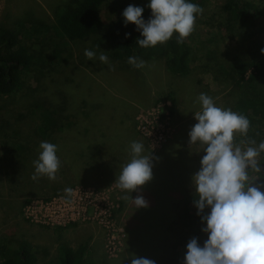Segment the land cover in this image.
Masks as SVG:
<instances>
[{"label":"rangeland","instance_id":"rangeland-1","mask_svg":"<svg viewBox=\"0 0 264 264\" xmlns=\"http://www.w3.org/2000/svg\"><path fill=\"white\" fill-rule=\"evenodd\" d=\"M64 1L0 0V25L13 28L18 21L28 18L53 23L56 7ZM135 1L149 0H106L100 6L103 20L101 31L82 39L55 38L52 49L60 56L58 75L56 72L46 73L39 77V81L32 82L29 85L32 88L27 91H19L11 96L0 95V243L14 247L27 245L37 264H51L56 259L59 246H78L84 244L83 239L93 236L95 239L87 242V245L90 244L87 255L94 260L92 264H131L129 254L151 259L155 264H174L175 255L185 244L182 234L186 220L183 217L174 220L175 214L182 212L183 199L171 196L163 199L164 228L150 232V245L136 243V240H142L135 235L139 227L136 220L139 209L132 207L131 201L129 206L128 201L121 199L124 193L116 187V179L108 180L109 174L89 179L80 171L82 168L88 169V142L78 132L84 126L85 111H88L85 106L87 102H100V109L93 111L90 117V124L96 126L104 125V118L97 114L101 108L102 111L115 112L129 107L127 117L133 115L131 123L151 153L168 144L179 126L187 127L188 132L183 133L184 146L195 157V170L198 172L205 153L201 145L189 144V132L197 123L194 114L200 111L197 97L205 93L214 99L218 107L234 111L239 93L232 75L249 74L253 59L264 58L261 52L264 49V0H243L253 3L263 13L258 25L252 29H242L229 19L222 8L226 0H208L202 6L203 13L197 16L194 31L187 37L191 52L188 57L189 70L185 74L171 73L163 58L147 59L133 55L145 61V66L139 69L128 63L129 57L113 59L107 44V24ZM21 42L34 52H38L41 44L26 36L22 37ZM85 49L96 52L95 61L87 60ZM50 50L48 45V52ZM101 53L108 57L107 65L98 61ZM59 77L63 78L64 83L71 79V83L63 87L61 79L56 88ZM55 89L59 99L64 93L67 94L68 105L82 114V120L80 124H75L74 129L63 130L58 139L53 140L54 137L50 136V143L57 145V156L61 161L57 179L50 181L41 177L34 181L31 178L35 171L33 161L38 158L39 144L44 140L40 136L38 141V136H34L35 120L28 106L32 101L48 99L51 94L54 97ZM166 96L172 98L166 99L170 101L169 134L159 149H153L138 132L136 116L150 112ZM92 106L87 107L90 110ZM241 139H237L236 135V143ZM186 185L187 192L194 193L192 181ZM67 187L73 191L89 187V191L98 193L110 205H114L110 230L95 218L92 207H88L85 216L79 220L58 225L40 224L25 215L31 202L57 196L66 198L64 189Z\"/></svg>","mask_w":264,"mask_h":264},{"label":"trees","instance_id":"trees-1","mask_svg":"<svg viewBox=\"0 0 264 264\" xmlns=\"http://www.w3.org/2000/svg\"><path fill=\"white\" fill-rule=\"evenodd\" d=\"M105 1L65 0L63 4L56 7L55 22L53 23L30 20L28 18L18 21L17 26L13 28L0 25V95L11 96L19 91H27V89L32 88V86H29L32 82L39 81V77L44 76L46 73L56 72L58 75L57 68L60 56L52 49L55 45V38L82 39L101 31L103 29V20L100 6ZM207 1L189 0V2L199 4L201 7ZM148 3L149 1H135L132 4L144 8L142 18L145 21L151 17V10L147 7ZM222 8L228 13L229 19L242 29L256 27L263 16L262 11L256 5L243 0H226ZM52 31H54V36L53 33L49 34ZM125 33L130 35L125 38ZM106 34L109 54L113 59L121 60L133 55L147 59L163 58L166 68L173 74L183 75L189 70L188 57L191 52V46L187 38L182 44H177L178 34L174 33L173 37L165 44H158L149 48L141 47L136 43V40L143 39V37L136 30L134 24L124 25L122 13L108 22ZM23 36L30 39L33 38L41 43L38 47V52L32 51L21 42ZM47 37L51 38L48 39ZM48 45L51 47L49 52ZM232 77L239 93L233 109L245 115L251 121L248 136L254 138L258 145L259 142L264 141V58L253 59L249 74L241 73L237 77L235 75H232ZM61 79L63 87L71 83V79L68 78L69 80L64 83L63 78L59 77L56 81V88ZM53 93H56L54 97L51 94L48 99L32 101L28 106V110H30L31 116L35 120V131L33 133L34 136H38L36 137L38 141L40 136L44 141L48 142H50L51 135L54 137L53 140L55 138L58 139V135L63 130L74 129L75 124H80L82 120V117H80L82 114L68 105L69 101L64 91L62 92L64 96L61 99H59L57 89ZM167 98L171 97L166 96L161 101H165ZM87 103L88 105H93L90 110L87 107L88 105L85 106L88 111H85L83 128L88 131V128L93 126L90 124L92 112H98L101 104L98 101ZM128 108L123 107L115 112L102 111L101 108L97 114L104 118V124L107 126L124 125L127 122L126 113ZM83 128L82 130L79 128L78 132L83 134L86 142H95L96 139L92 138V135L89 136L88 133H83ZM238 138H241L239 134H237ZM91 157H93L92 151H88L87 162H89L90 167L88 166L87 170L92 168L91 161L88 159H91ZM258 161L261 163V171L264 172V153L260 154ZM253 182L254 184H264V179L256 178ZM261 190L264 191V188ZM184 194V196L180 197L183 199L182 212L175 214L174 220L182 217L186 220L183 223L182 234L185 244L180 246L179 252L175 255L174 264H184L186 245L191 238L196 237L201 247L208 238V234L201 231V229L206 227V222L196 215V208L193 203L194 193ZM159 201H161L160 204L155 201L156 204L154 202L153 206L138 210L136 220L142 222V225L134 233L137 237L140 236L142 240H136V243L150 245L152 241L150 232H153V229L164 228L163 201ZM209 212L210 209L205 208L202 215H207ZM26 246L25 244H20L14 247L0 243V264H37ZM87 252L85 244H80L76 247L63 244L58 247L56 259L51 264H92L94 260L87 255Z\"/></svg>","mask_w":264,"mask_h":264},{"label":"clouds","instance_id":"clouds-1","mask_svg":"<svg viewBox=\"0 0 264 264\" xmlns=\"http://www.w3.org/2000/svg\"><path fill=\"white\" fill-rule=\"evenodd\" d=\"M147 7L151 17L142 18L143 7L129 5L123 12L124 25L131 23L143 39L136 43L144 48L165 44L173 34L177 44L192 34L198 15L203 8L189 0H149ZM130 34L125 33V38ZM98 47V46H97ZM264 53V49H261ZM87 60H96V52L85 49ZM98 61L108 64V57L101 53ZM128 63L143 68L145 61L129 57ZM200 111L194 114L197 121L189 132V144L202 146L204 155L200 169L192 177L196 215L206 222L201 229L208 234L201 247L196 237L186 245L184 264H264V184H253L256 178L264 179L261 163L257 157L264 153V141L248 136L251 121L230 108L218 107L214 99L201 93L197 97ZM242 138L236 143V135ZM244 145H247L246 147ZM38 158L33 161L34 181L46 177L57 179L61 161L57 156V145L48 141L39 144ZM153 157L145 154L141 142L130 144V159L125 163L115 180L116 187L124 193L121 199L131 201L135 208H147L142 195L132 198L138 190L153 178ZM66 198L73 189H64ZM209 208L207 215H202ZM131 264H155L148 258L129 254Z\"/></svg>","mask_w":264,"mask_h":264},{"label":"crops","instance_id":"crops-1","mask_svg":"<svg viewBox=\"0 0 264 264\" xmlns=\"http://www.w3.org/2000/svg\"><path fill=\"white\" fill-rule=\"evenodd\" d=\"M132 116L127 117V122L124 125L119 124L115 127L105 124L93 125L88 128V131L83 128V133H88L89 136L92 135V138L96 139L95 142H88V150L92 151L93 155L91 159L88 158L91 161L92 168L82 170L89 179L101 178L105 174H109L108 180L118 178L122 166L130 159V144L133 141L144 144L145 154L150 152L147 144L140 140V136L134 125H132ZM187 132V127L179 126L177 133L168 144L155 153L150 152L153 157V178L142 186L138 192H132L130 194L132 198L142 195L145 200L149 201L148 206H153L155 201L159 203V200L163 201L166 197H182L185 195L184 193H188L186 184L192 181V177L197 171L195 170V157L185 150L183 133ZM86 165L89 166V162ZM128 205L130 206V201H128ZM131 206L134 207V205ZM162 212H165L164 208ZM138 223L139 226L142 225V222L139 221ZM94 239V236L83 239L87 251H89L90 246L89 243L87 245V242ZM72 247L76 246L72 245Z\"/></svg>","mask_w":264,"mask_h":264},{"label":"built area","instance_id":"built-area-1","mask_svg":"<svg viewBox=\"0 0 264 264\" xmlns=\"http://www.w3.org/2000/svg\"><path fill=\"white\" fill-rule=\"evenodd\" d=\"M155 105L157 106L150 112L145 111L137 115L136 120L138 132L149 141L151 148L159 149L169 134L170 101H161ZM88 188L80 187L78 191H73L70 198L57 196L45 201L31 202L25 210V215L40 224L58 225L79 220L85 216L88 207H92L95 218L103 227L110 230L115 206Z\"/></svg>","mask_w":264,"mask_h":264}]
</instances>
